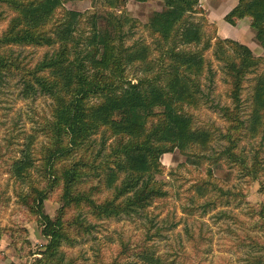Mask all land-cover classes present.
<instances>
[{
  "label": "trees",
  "instance_id": "1",
  "mask_svg": "<svg viewBox=\"0 0 264 264\" xmlns=\"http://www.w3.org/2000/svg\"><path fill=\"white\" fill-rule=\"evenodd\" d=\"M69 1L0 0V22L7 21L0 34V86L18 76L25 97L51 100L10 170L18 182L17 202L36 217L47 239L36 263L77 264L67 249L102 221L148 211L168 197L167 182L159 178L167 152L178 150L198 166L210 164L209 178L193 184L207 199L204 208L241 203L245 193L212 177L214 167L223 165L251 181L264 173V56L239 40L208 32L212 24L200 0H162L163 8L145 24L126 11L130 0H100L103 12L67 9ZM196 14H202L200 21ZM245 17L264 49V0H239L225 20L235 25ZM141 24L152 40L135 38ZM24 48L44 53L35 59ZM129 68L140 75L131 77ZM219 72L230 101L224 104L212 97ZM248 81L252 95L246 113ZM202 106L218 110L224 129L197 125L190 108ZM256 136L262 143L250 154L244 141ZM55 192L62 204L52 217L45 202ZM256 215L254 229L264 231V205ZM250 240L264 250V242ZM151 241L126 242L109 262L96 255L89 264H176Z\"/></svg>",
  "mask_w": 264,
  "mask_h": 264
},
{
  "label": "rangeland",
  "instance_id": "2",
  "mask_svg": "<svg viewBox=\"0 0 264 264\" xmlns=\"http://www.w3.org/2000/svg\"><path fill=\"white\" fill-rule=\"evenodd\" d=\"M239 0H200L205 16L212 24L211 34L223 38L239 40L246 44L257 56H264V49L256 40L255 32L248 17L239 19L235 25L225 20ZM100 0H71L65 4L67 9L81 12L98 10ZM163 8L162 0L137 2L130 0L126 11L133 18L145 24L149 17ZM200 21L202 14L193 16ZM7 21L0 22V34ZM91 23L85 21V34L90 32ZM149 36L142 24L135 29L136 37ZM21 50L20 48H14ZM24 54L40 58L44 49L24 48ZM218 62H215L217 67ZM138 68H129L133 77L140 75ZM219 72L213 85L214 103L230 102L226 97V87ZM207 90V88H206ZM252 88L248 81L244 91V109L250 111ZM51 100L47 96L25 97L18 76L8 78L0 86V151L7 150L12 136L11 152L7 151L0 160V264H37V252L43 249L47 239L41 233V226L29 209L21 205L15 193L18 188L16 178L11 174L12 160L21 155L27 137L31 135L40 117L48 113ZM198 126H226L220 113L214 107L190 108ZM219 133V131L217 132ZM13 134V135H12ZM262 136L246 139L244 147L250 154L260 148ZM220 145V144H219ZM215 147H219L217 144ZM2 153V154H3ZM264 167V151L261 152ZM163 172L159 178L166 181L169 196L155 202L148 211L102 221L97 230L81 237L74 247L67 249V255L75 257L77 264L92 263L96 255H102L106 262L117 256L124 243H139L152 237L157 253L176 264H264V250L252 246L250 236L264 242V231L254 229L256 215L264 205V173L261 179L251 181L228 165L214 167V177L220 186L245 193L241 203L234 201L216 209L204 208L207 200L193 187L199 178H209V163L203 166L187 161L178 150L167 152L162 157ZM37 176V173L34 174ZM209 195H213L210 192ZM195 200V202H193ZM59 192L46 200V212L55 217L61 206Z\"/></svg>",
  "mask_w": 264,
  "mask_h": 264
}]
</instances>
